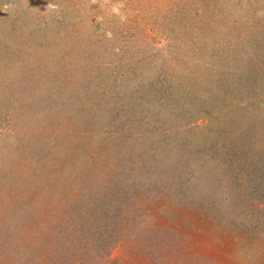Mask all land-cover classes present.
<instances>
[{
    "label": "rangeland",
    "instance_id": "374dc122",
    "mask_svg": "<svg viewBox=\"0 0 264 264\" xmlns=\"http://www.w3.org/2000/svg\"><path fill=\"white\" fill-rule=\"evenodd\" d=\"M0 264H264V0H0Z\"/></svg>",
    "mask_w": 264,
    "mask_h": 264
}]
</instances>
